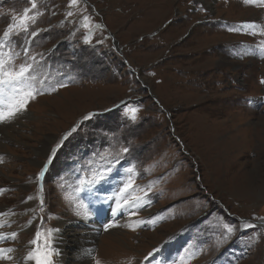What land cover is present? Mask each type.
Listing matches in <instances>:
<instances>
[{
  "label": "rangeland",
  "instance_id": "374dc122",
  "mask_svg": "<svg viewBox=\"0 0 264 264\" xmlns=\"http://www.w3.org/2000/svg\"><path fill=\"white\" fill-rule=\"evenodd\" d=\"M36 3L41 15L25 40L11 38L19 65L23 48L35 51L31 32H42L30 56L40 94L0 129V232L17 233L0 240V248L15 249L0 264H25L38 225L65 229L64 260L53 257L55 264H87L95 254L94 264H264V102H256L264 98V59L251 54L264 41V4ZM30 7V0H0V34ZM128 108L138 109L135 120ZM108 168L105 181L77 191L81 179ZM129 181L127 198H141L132 219L110 228L89 261L76 262L71 212ZM153 212L166 218L159 227L147 221ZM224 224L234 228L227 239ZM167 238L178 251L160 246Z\"/></svg>",
  "mask_w": 264,
  "mask_h": 264
},
{
  "label": "snow or ice",
  "instance_id": "6c2138e0",
  "mask_svg": "<svg viewBox=\"0 0 264 264\" xmlns=\"http://www.w3.org/2000/svg\"><path fill=\"white\" fill-rule=\"evenodd\" d=\"M78 2V0H70L69 6H73ZM256 0H246V3H254ZM31 7L25 8L21 15H13L11 22L7 25L6 29L0 34V123H4L14 119L19 113L23 112L25 106L29 100L34 99L35 96L39 93V90L36 89L31 81L36 79V71L38 62L35 60V57H30L27 55L28 49L23 48L22 51L26 59L19 65L15 64L16 59L20 56L19 52H16L13 48L12 36H18L21 33L28 35L30 25L36 22V19L41 13L38 11H33L37 8L36 0H30ZM261 3H264V0H261ZM69 16L72 15L71 12L68 13ZM87 17H84V20L87 22ZM87 27V23L84 25ZM244 28H251L253 25L244 24ZM230 31L239 30V29H229ZM36 32H31L32 36H35ZM255 35L256 33H252ZM85 40H88V37H85ZM260 51L258 53H251L253 56L259 55L260 58L264 59V41L259 42ZM7 49V50H5ZM247 54V52H246ZM31 60L33 63H29ZM261 83L264 84V79L261 80ZM54 90V89H53ZM137 108H128L126 109V115H129V118L132 120L136 119ZM92 114L85 117V119L90 118ZM76 129L73 128L72 131ZM70 134V133H69ZM67 136L64 137L66 139ZM61 144H57L55 148L52 149V153L55 154L57 149L61 147ZM125 152L128 151L127 148L124 149ZM53 157H48V163H51ZM46 163L41 172L36 177L39 181L43 176L44 172L48 167ZM131 171V170H129ZM111 172V168L106 169L103 172L95 171L92 173L90 179H81L80 188L77 191L92 190V187L105 181L108 173ZM131 181L125 183L122 188L115 193L116 208L113 209V212L121 210L125 206L131 207L133 204H136L140 201V197H134L131 201L127 198L129 194V188H131ZM0 191H3L0 189ZM31 199V197H29ZM123 200V204H121ZM81 209H84L82 213H78L87 218L90 215V212L85 208L83 204L80 205ZM0 215H3L0 212ZM264 219V218H261ZM245 228H255V224L248 222H243L242 224ZM3 227V225H0ZM111 225H106L105 230H107ZM223 227L226 230L225 239L228 238L234 232V228L230 225L224 224ZM17 236L16 232L11 233H2L0 232V240L15 239ZM53 241V230H48L45 232L42 229H37L34 238L29 242L32 247L28 250L26 256L24 257L25 264H53V256H58L60 253L57 249L52 246ZM15 251V249L9 248H0V261H10L12 256L9 255ZM156 251V250H154ZM151 255V253L149 254ZM183 259V258H182ZM99 264V261H97ZM175 264V261H173Z\"/></svg>",
  "mask_w": 264,
  "mask_h": 264
},
{
  "label": "bare ground",
  "instance_id": "6f19581e",
  "mask_svg": "<svg viewBox=\"0 0 264 264\" xmlns=\"http://www.w3.org/2000/svg\"><path fill=\"white\" fill-rule=\"evenodd\" d=\"M263 9V8H262ZM262 20V19H261ZM240 21V20H239ZM237 24V23H236ZM230 42H232V41H230ZM236 42V41H235ZM224 43V42H223ZM228 43V42H227ZM248 44V43H247ZM244 45V44H243ZM229 48H230V46H229ZM20 114H22V113H20ZM20 116V115H19ZM11 121V120H10ZM8 123H9V121H8ZM0 129L1 130H5L4 129V127H2L1 128V126H0ZM2 132V131H1ZM208 135V134H207ZM201 137V136H200ZM4 218H5V216H4ZM9 217H7V219H8ZM31 218V217H30ZM13 218H11V219H8V220H12ZM16 219V218H15ZM30 222V221H29ZM0 223H1V221H0ZM26 224V223H25ZM24 224V225H25ZM26 228V227H25ZM4 231V230H3ZM83 236H85L84 234H83V231H82V233H81ZM64 239H63V244H67V242H68V240H67V238L66 237H63ZM70 239L73 241V243L75 244V246L76 245H79L80 244V242L81 241H83L84 240V243L86 244V241L88 240V239H90V237H87V238H85L84 239V237H82V236H80V235H78V234H75V233H73L72 234V236H70ZM88 245V244H87ZM63 247H65V245H63ZM81 247V246H80ZM63 254L65 255V252H63ZM62 257V260H61V262H63V256H61ZM103 259H105V258H103ZM124 261V260H123ZM127 261H128V259H127ZM126 262V261H125ZM129 262V261H128ZM5 263V262H4ZM13 264V263H12ZM88 264V263H87ZM113 264V263H112ZM114 264H115V262H114Z\"/></svg>",
  "mask_w": 264,
  "mask_h": 264
},
{
  "label": "flooded vegetation",
  "instance_id": "af4514ba",
  "mask_svg": "<svg viewBox=\"0 0 264 264\" xmlns=\"http://www.w3.org/2000/svg\"><path fill=\"white\" fill-rule=\"evenodd\" d=\"M117 54V53H116Z\"/></svg>",
  "mask_w": 264,
  "mask_h": 264
}]
</instances>
